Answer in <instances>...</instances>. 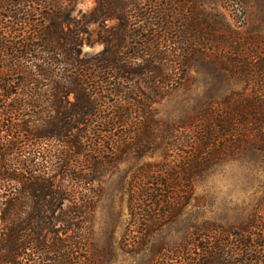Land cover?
<instances>
[{"label": "trees", "instance_id": "trees-1", "mask_svg": "<svg viewBox=\"0 0 264 264\" xmlns=\"http://www.w3.org/2000/svg\"><path fill=\"white\" fill-rule=\"evenodd\" d=\"M77 1L0 0V264H92L85 241L56 227L66 201L81 210L83 197L72 182L92 181L78 165L155 148L158 122L139 82L159 78L161 92L171 94L188 81L192 58L202 70L209 67L216 83L196 108L166 126L167 153L185 144L194 152L136 173L129 209L132 225L143 231L138 243L179 217L193 198L192 178L213 164L245 161L264 169L262 33L225 29L203 10L193 15L194 3L189 14L184 8L191 0H96L93 20L118 24L104 31V49L87 58L84 21L73 16ZM130 17L150 21L131 30ZM136 40L149 43L142 58L128 51ZM236 81L242 85L232 87ZM151 91L156 94L153 83ZM89 120L93 136L108 135L105 149L93 154L85 147ZM219 234L183 264H264V197L248 223Z\"/></svg>", "mask_w": 264, "mask_h": 264}, {"label": "rangeland", "instance_id": "rangeland-1", "mask_svg": "<svg viewBox=\"0 0 264 264\" xmlns=\"http://www.w3.org/2000/svg\"><path fill=\"white\" fill-rule=\"evenodd\" d=\"M242 1L232 5L231 0H191L185 4L184 11L188 10L191 14L190 7L194 3L196 7L193 9V15L203 10L210 22L215 15L214 20L218 17L225 29L257 30L264 35V0ZM95 6L96 0H78L73 12L75 19L84 21L81 24L84 39L82 52L83 57L87 58L104 49L101 42L104 31L118 24L116 20H93L92 12ZM233 7L236 10H233ZM142 12L144 11H137L139 15ZM147 21L150 19H143L142 22ZM142 22L139 23L130 17L129 27L131 30H137ZM155 35L156 39L160 37L159 33ZM148 48L149 43L138 40L134 48L128 51L142 58ZM159 50L160 47L157 51ZM141 58L134 61L138 64L142 61ZM192 59L185 68L188 81L183 82L184 84L171 94L161 92L162 80L159 78L152 82L156 94L151 91L152 83L149 82L147 75L144 77L146 80L142 79L139 82L138 87L151 95L149 108L154 111L153 117L158 122L156 132L160 137L155 148H146L142 154L139 153L140 150L131 149L120 159L113 155L107 158L98 155L95 160L97 164L91 161H84L81 165L78 163V168L84 166L85 171L87 169L90 171L92 181L72 182V189L75 188L76 195L83 197V202H80L81 208L78 206L81 210L79 212L73 202L66 201L60 214L61 220L57 222L56 227L62 235L63 232L67 236L77 233L85 241L87 256L92 264H183L188 259H197L200 254L202 255L203 251L197 247L204 246L208 238L221 236L219 233L222 228H238L248 223L257 205H261V202L263 204V168L245 161L217 162L204 176L192 178L194 195L179 217L151 234L145 244L138 243L143 242L140 234L143 231L139 232L140 229L132 225L134 218L129 209V189L131 184L134 185L136 173L146 164L165 162L169 158L182 162L183 158L194 152L189 144H185L167 153L166 126L168 123L180 121L196 108L204 92L216 83L208 73L209 67L206 72ZM136 63L134 65H137ZM133 84L135 85V82ZM241 85V81H236L231 86ZM93 127L94 122L89 120L88 141L85 147L86 152L92 154L94 153L92 149H105L103 141L108 137L105 136L106 132L93 136L91 133ZM187 140L189 139L184 138V141ZM52 146L54 149L60 148L58 142ZM91 168H98V171L92 173ZM91 200L92 203L88 204ZM78 226L80 229L76 232ZM247 235L249 234L244 236Z\"/></svg>", "mask_w": 264, "mask_h": 264}]
</instances>
